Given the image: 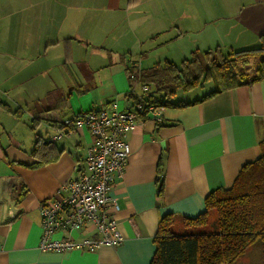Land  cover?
I'll list each match as a JSON object with an SVG mask.
<instances>
[{"label":"crops","instance_id":"crops-1","mask_svg":"<svg viewBox=\"0 0 264 264\" xmlns=\"http://www.w3.org/2000/svg\"><path fill=\"white\" fill-rule=\"evenodd\" d=\"M92 7L107 14L110 25L125 22L132 42L125 39L124 52L141 51L140 61L130 55V70L113 56L118 51L107 54L104 65L95 51L86 62L73 57L82 49L81 41L94 45L102 40L103 32L94 29L87 35L79 26L83 9L94 15ZM261 35L264 0H0V103L10 110L0 108V264H149L161 217L202 213L205 197L230 188L241 166L260 155L264 79L184 109L167 108L160 125L148 118L128 133L129 157L122 178L110 190L123 238L116 248L38 251L39 205L60 185L78 178L92 143L85 129L69 130L54 142L52 138L66 119L90 111L126 112L136 98L153 93L148 85L147 95L136 96L138 86L130 84L127 74L141 77L165 62L179 66L194 51L218 48L228 55L255 49ZM205 95L177 98L190 103ZM33 109L53 111L46 117L57 127L43 120L32 131ZM15 111L19 116L11 114ZM37 142L53 143L60 155L47 162L50 155L32 156ZM93 235L88 230L70 237Z\"/></svg>","mask_w":264,"mask_h":264},{"label":"trees","instance_id":"trees-1","mask_svg":"<svg viewBox=\"0 0 264 264\" xmlns=\"http://www.w3.org/2000/svg\"><path fill=\"white\" fill-rule=\"evenodd\" d=\"M251 58L258 60L252 75H248L241 68ZM130 69L127 67L126 70ZM263 79L264 35H261L259 47L255 49L230 52L228 55H222L218 48L203 53L194 51L179 66L165 62L163 66L145 70L139 81L146 83L147 87L152 85L154 89L152 94L140 98L165 109H184L221 92L252 85ZM201 82H213V91L198 101H173L179 90L188 92ZM153 94L158 97H153ZM0 108L10 112L2 103ZM52 112L31 110L30 129L34 131L43 120L57 127L58 123L46 117ZM11 114L19 116L17 111ZM31 154L40 158L50 155L51 158L45 160L47 162L55 160L60 151L53 143L37 142ZM212 213L216 219V230H201L210 226L208 219ZM176 222L183 229H190V233L174 232L172 226ZM153 241L155 251L149 264H236L256 242L261 245L263 255L254 259L252 264H264V141L260 144V155L241 166L230 188H219L205 197L202 213L193 218H177L175 214L161 217Z\"/></svg>","mask_w":264,"mask_h":264},{"label":"built area","instance_id":"built-area-1","mask_svg":"<svg viewBox=\"0 0 264 264\" xmlns=\"http://www.w3.org/2000/svg\"><path fill=\"white\" fill-rule=\"evenodd\" d=\"M139 74L130 80L139 81ZM142 94L148 87L141 84ZM165 108L139 98L129 111H90L66 119L54 135L57 141L69 130H87L92 143L86 150L84 169L77 179L63 183L53 197L39 205L41 235L37 249L43 253L66 254L73 251L94 253L116 248L123 238L114 214L118 204L110 196L111 185L122 178L129 157L128 133L144 119L160 125ZM92 230L93 236L75 239L71 234ZM62 237L55 238L56 235Z\"/></svg>","mask_w":264,"mask_h":264},{"label":"rangeland","instance_id":"rangeland-1","mask_svg":"<svg viewBox=\"0 0 264 264\" xmlns=\"http://www.w3.org/2000/svg\"><path fill=\"white\" fill-rule=\"evenodd\" d=\"M79 8H81V7H79ZM92 11H94V15H92L91 13L86 14L84 9H83V17L79 18V20H80L79 26L84 27V31L87 33V35L89 33H91L92 31H94V29H98L99 31L103 32L104 34H102L101 38H100L102 40H100L99 42H97L94 45L86 44V43L81 41L82 49L79 48L78 50L74 51L73 57L75 59H77V57H79L80 59L85 58V62H86L89 59L92 60L91 51H95V52L101 54L100 63H101V65H104L108 61L107 60V54L111 55L112 53H115L116 51H118L119 52V53H117L118 55L114 54L113 56L116 57L117 61L120 58L123 62L122 64L125 67H130L126 63L131 65L133 62V61H131L130 55H134V59L136 61H140V56H141L140 52L141 51L140 52L136 51L133 53L132 52H124L125 51V46H124L125 39L127 38L129 40V42H132V36L128 32H127V34L125 32V31H127L125 22L124 21H116L115 24L110 25L109 22L107 21V14L96 12L93 9V7H92ZM109 30H111V31H109ZM118 34H120L121 36H123L125 34V36H123L121 39H119V38H117ZM60 43L62 44V48H64V40L60 41ZM172 48H174V47L172 46ZM91 49H94V50H91ZM108 49L112 50L114 52H110V51H108ZM222 49H224V48H222ZM93 59H95V61L97 63H99V60H100L99 58L94 57ZM257 60L258 59H256V58L249 59V61H247L245 66L243 65V67L241 68L242 72L244 71L248 75H252V72L254 71ZM127 78H128V74H127ZM128 80H130V79L128 78ZM130 84L131 85L136 84V86H138V89L136 90V92L138 94L136 96H140V94L142 93L140 81L130 80ZM214 87H215V85L213 82H203V83L201 82L198 86H196L195 88H193L192 90H190L188 92H182V90H179V92L175 95L176 98H174L173 101H175V102L179 101V99L177 98L178 96H185L186 101L193 100L194 98H199L202 95H205L209 91L213 90ZM131 89H132V87H131ZM132 91L135 93V89H132ZM21 115H22V113H21ZM40 127H41V124L38 126V130H37L38 132H36L37 135H40V133L42 132V129ZM56 144L59 145V141L56 142ZM177 218H179V217L177 216ZM208 220H209L210 226L207 228L201 229V230H203V231H206V230L211 231L212 229L216 230V219H215L214 213L209 215ZM172 230L176 233H190V229H183L182 227L179 226L178 222H176L175 225L172 226ZM261 255H263L261 245L258 242H256L253 246L248 248L245 255H243L241 258H239L237 260L236 264H252V261L256 258H261L260 257Z\"/></svg>","mask_w":264,"mask_h":264}]
</instances>
